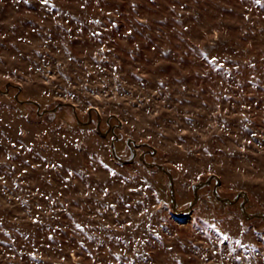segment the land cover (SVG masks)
<instances>
[{
  "label": "rangeland",
  "instance_id": "374dc122",
  "mask_svg": "<svg viewBox=\"0 0 264 264\" xmlns=\"http://www.w3.org/2000/svg\"><path fill=\"white\" fill-rule=\"evenodd\" d=\"M7 84L0 264H264L243 198L178 216L140 159L179 208L216 174L264 212V0H0Z\"/></svg>",
  "mask_w": 264,
  "mask_h": 264
},
{
  "label": "water",
  "instance_id": "95a60500",
  "mask_svg": "<svg viewBox=\"0 0 264 264\" xmlns=\"http://www.w3.org/2000/svg\"><path fill=\"white\" fill-rule=\"evenodd\" d=\"M9 85L10 84H7V89L5 91L1 90L0 89V92L1 93H8L9 91ZM18 94L16 95V98H18ZM38 107H40V105L35 102ZM66 105H70V106H73L75 107L74 104L72 103H69V102H63V103H59L57 107L51 109V111H56L58 109V107L60 106H66ZM48 110H44L43 112L46 113ZM89 115H90V118L88 121L86 122H83L81 121L80 119H78V122L80 124H86L88 122L91 121V111L89 112ZM100 124H101V116L100 114H98V123H97V130L100 132V134L104 135L106 134L107 132H102L101 129H100ZM118 137L116 136V139ZM132 139H129L128 140V144L131 146V143H132ZM146 146H148V144H145ZM154 151L155 149L153 147H151ZM132 149V152H133V158L130 159V160H126V159H123V158H120L117 153H116V149H115V142L113 141L112 143V153H113V156L115 159L119 160L120 162L122 163H132L134 162V159L137 155V149L135 147H131ZM140 159L143 161V163L145 164L146 167L148 168H153V167H158L160 170H162L163 172H165L168 177H169V187H170V202H171V205H172V208L175 212L176 215L178 216H183V215H187V214H190L194 207H195V204L198 202L199 198H200V190L209 185L213 179H216L217 180V185L215 186L214 188V195L216 196V198L218 200H220L221 202H223L224 204H228V205H231V204H235L236 202L239 201L240 198H243V202L241 204V211H242V215L246 218V219H254V218H258V219H264V212H256V213H252L250 211L247 210L246 208V203L248 201V192L247 191H241L237 194V196L235 198H229V197H225V196H222L219 192H218V186L220 185V177L216 174H212L211 176L208 177L207 180H203V181H200L198 183H196L194 185V198L192 200V202L190 203V205L187 207V208H179V203L177 201V197H176V190H175V180H174V177L172 175V173L166 169L163 165L161 164H156V163H152V162H148L146 159H145V156H144V153L140 155Z\"/></svg>",
  "mask_w": 264,
  "mask_h": 264
},
{
  "label": "snow or ice",
  "instance_id": "6c2138e0",
  "mask_svg": "<svg viewBox=\"0 0 264 264\" xmlns=\"http://www.w3.org/2000/svg\"><path fill=\"white\" fill-rule=\"evenodd\" d=\"M256 2L259 3L260 0H256ZM42 3H48V0H42ZM77 227H79V225ZM224 239H228V237H224Z\"/></svg>",
  "mask_w": 264,
  "mask_h": 264
},
{
  "label": "trees",
  "instance_id": "16d2710c",
  "mask_svg": "<svg viewBox=\"0 0 264 264\" xmlns=\"http://www.w3.org/2000/svg\"><path fill=\"white\" fill-rule=\"evenodd\" d=\"M217 199V198H216ZM217 201V203H219L220 205H222V206H224L225 204L223 203V202H221L220 200H216Z\"/></svg>",
  "mask_w": 264,
  "mask_h": 264
},
{
  "label": "flooded vegetation",
  "instance_id": "af4514ba",
  "mask_svg": "<svg viewBox=\"0 0 264 264\" xmlns=\"http://www.w3.org/2000/svg\"><path fill=\"white\" fill-rule=\"evenodd\" d=\"M134 144H135V143H134V142H132L130 147H134V146H133ZM131 150H132V149H131ZM119 157H120V156H119ZM120 158H121V157H120Z\"/></svg>",
  "mask_w": 264,
  "mask_h": 264
}]
</instances>
